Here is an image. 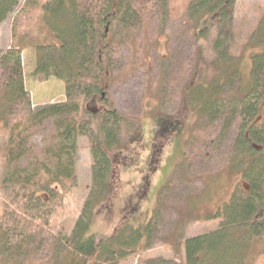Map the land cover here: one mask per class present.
<instances>
[{
  "label": "trees",
  "instance_id": "obj_1",
  "mask_svg": "<svg viewBox=\"0 0 264 264\" xmlns=\"http://www.w3.org/2000/svg\"><path fill=\"white\" fill-rule=\"evenodd\" d=\"M234 1L188 0L186 8L195 21V45L209 39L211 33L213 43L203 49L196 46V52L197 48L201 52L194 54L188 86L183 93L181 90L180 97L183 94L187 99H198V123H220L212 144L217 137L222 140L225 131L233 134L232 146L242 157L239 164L245 186L236 189L217 212L216 228L184 238V264H264V117L260 116L264 101V17L251 35V43L244 45L249 55V80L245 88H239L241 62H230L229 44L219 40L221 35L229 37ZM151 2L160 10L167 7V0L25 3L35 14L34 19L16 23L11 45L0 49V123L7 146L5 177L0 182V264H120L136 248L150 245L160 224L164 198L175 192V180L185 182V170L175 176L176 171L202 158L205 148H211V144L200 143L204 134H198V123H194L187 139V154L175 164L170 181L158 189L152 215L140 222L135 215L124 216L110 235L92 230L97 211L105 206H90L89 200L93 193L108 190V174L113 168L110 151L120 146L125 130L136 128L134 137L138 136L137 122L111 108L103 95L110 85L117 48L136 40L134 34L144 25L149 13L146 5ZM15 4L16 0H0V22ZM23 45L35 46L36 75L63 82L65 102L31 109L24 86ZM206 48L215 53L207 63L212 69L210 75L200 67ZM52 118L60 144L41 150L33 170L19 168L16 161L27 153L32 130ZM168 121L164 117L163 123ZM80 136L88 141L94 187L69 233L56 232L51 222L54 205L62 203L75 182L72 156ZM64 154L70 159L68 163L62 161ZM231 158L238 159L234 154ZM148 264L181 263L152 259Z\"/></svg>",
  "mask_w": 264,
  "mask_h": 264
},
{
  "label": "rangeland",
  "instance_id": "obj_2",
  "mask_svg": "<svg viewBox=\"0 0 264 264\" xmlns=\"http://www.w3.org/2000/svg\"><path fill=\"white\" fill-rule=\"evenodd\" d=\"M26 2L16 0L9 15L0 22L1 50L11 45L16 23L34 19L35 14L25 5ZM187 3L188 0H167V7L163 10L154 2L148 3L149 13L144 25L134 34L136 40L117 48L119 54L115 57L110 85L103 98L111 108L137 122L138 136L134 137L136 128L123 132L120 146L110 151L113 168L108 174V190L93 193L91 199L90 191L94 185L90 150L87 139L78 138L72 156L75 182L64 194L62 203L54 205L51 222L56 232L69 233L80 209L89 199L90 206L95 203L96 206H105L93 219L92 230L96 233L112 234L124 216L135 215L138 222L148 219L157 206L158 189L168 182L175 164L187 154L189 131L194 123H198V99H187L180 94L188 86L196 46L203 49L205 44L213 43L211 33L209 39L195 45L197 41L192 38L195 21L187 13ZM231 17L229 37L226 39L221 35L219 40L229 44V61L241 62L238 82L239 88H245L249 80V55L244 45L251 43L250 37L264 17V0H235ZM199 52L201 50L197 48L196 53ZM202 53L204 55L200 58L204 59H200V67L202 72L210 75L212 69L207 63L215 58V53L207 48ZM21 55L24 86L31 109L65 102L67 96L63 82L34 73L35 46H21ZM1 80L0 65V85ZM261 105L260 116L264 117V101ZM164 117L171 121L163 123ZM202 122L196 125L198 134H204L203 137L200 135V143L211 144V148L204 147L206 151L202 158L193 159L176 171L175 176L185 170V182L179 184L175 180V192L164 198L160 224L150 245L142 250L136 248L120 264H148L152 259L184 264V238L216 228L219 223L217 212L236 189L245 186L239 164L242 157L232 146L233 134L225 131L223 139L217 137L212 144L220 123ZM174 123L181 125L176 127ZM2 125L0 123V182L5 177L4 153L7 147ZM57 129L54 118L35 126L28 138V151L16 161L17 166L28 170L36 168L40 151L60 144ZM233 154L238 159L231 158ZM62 161H70L67 154L63 155ZM2 198L0 189V206Z\"/></svg>",
  "mask_w": 264,
  "mask_h": 264
}]
</instances>
